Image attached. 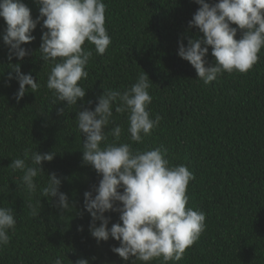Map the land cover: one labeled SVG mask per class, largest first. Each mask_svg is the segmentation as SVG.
Segmentation results:
<instances>
[{"label": "trees", "instance_id": "obj_1", "mask_svg": "<svg viewBox=\"0 0 264 264\" xmlns=\"http://www.w3.org/2000/svg\"><path fill=\"white\" fill-rule=\"evenodd\" d=\"M22 2L35 20L39 5L35 0ZM103 2L111 44L103 55L87 41L82 46L93 52L86 67L88 77L79 82L86 95L71 106L53 105L54 97L46 87L51 65L40 58L42 31H46L42 21L31 32L34 39L21 45L29 54L9 61L2 39L7 25L0 17V207L12 208L16 218L9 244L0 248V264H53L58 256L63 264L78 259L89 264H131L112 251L119 247L118 241L110 237L98 243L90 234L92 217L84 208V193L98 186L102 176L82 160L85 137L75 117L85 108L94 110L104 89L123 91L143 71L152 81L148 109L153 119L161 117L158 127L142 143L132 142L127 113L113 108L112 123L105 131L120 125L119 142L131 143L135 150L162 145L168 149L165 158L170 165H185L193 174L186 207L202 210L206 227L179 261L167 264H264V48L246 73L224 72L204 84L193 66L178 55L181 41L186 47L188 39L202 37L198 28L189 27L200 7L194 0ZM240 36L238 28L235 38ZM205 60L206 66L215 64L210 46ZM16 63L39 84L36 93L29 90L19 102L15 98L19 83L15 78L9 81V73L15 76L9 64ZM58 108L64 109L63 115L57 114ZM114 142L109 135L107 143ZM26 149L56 153L51 162H42L44 173L35 178L37 191L31 196L18 188L22 172L9 166L13 159L23 158ZM51 173L61 179L68 211L57 206L58 198L40 196ZM37 199L42 208L33 216L28 203ZM104 215L110 218L109 228L122 223L118 212ZM148 264H162V259Z\"/></svg>", "mask_w": 264, "mask_h": 264}, {"label": "clouds", "instance_id": "obj_2", "mask_svg": "<svg viewBox=\"0 0 264 264\" xmlns=\"http://www.w3.org/2000/svg\"><path fill=\"white\" fill-rule=\"evenodd\" d=\"M35 2L39 5V16L33 20L22 0H0V17L7 25L2 39L9 49L8 59L11 61L15 56L23 60L29 54L21 45L34 39L31 32L42 21V30L46 31H42L39 53L44 63L51 65L46 87L54 97L52 103L77 105L86 95V89L79 82L87 79L86 67L93 56L91 49L82 46L87 41L95 46L97 54L103 55L111 44L105 27L106 5L103 0ZM194 2L200 7L189 21V27L198 28L202 37L188 39L186 47L181 41L178 55L193 66L204 84L217 80L224 72L249 71L264 48V0ZM232 24L241 30L239 39L235 38L238 28ZM209 46L215 64L206 66ZM9 67L15 73L14 77L9 73V81L15 78L19 83L15 93L17 102L29 90L38 91V82L31 73L23 74L19 63L9 64ZM150 81L143 71L136 82L123 91L104 89L97 97L94 110L85 108L75 117L76 126L85 137L82 160L102 176L98 186L84 193V208L92 217L90 234L98 243L110 237L118 241L119 247H113L112 251L126 262L131 260V264L137 261L148 264L158 258L162 259V264L179 261L206 227L205 213L186 207L187 186L194 177L185 165H170L165 158L168 149L162 145L135 150L131 143H120L123 129L118 124L105 131L112 123L113 108L116 113H127V131L132 142L142 143L143 137L158 127L161 117L156 115L153 119L148 109L152 102ZM57 114L63 115L64 109L58 108ZM109 135L116 142L107 143ZM55 155L53 151L39 153L26 149L23 158L13 159L9 166L13 171L22 172L18 188H23L29 196L35 194V178L44 173L42 162H51ZM60 185L61 179L55 173L49 174L40 196L58 198L57 206L68 211V197L60 191ZM28 207L31 215H39L40 199L35 203L30 200ZM109 211L118 212L122 223H114L109 228L110 218L104 215ZM96 221H100L99 226ZM15 226L13 209L0 207V248L9 244V231L15 232ZM53 264H63L62 258L58 256ZM75 264L89 262L78 259Z\"/></svg>", "mask_w": 264, "mask_h": 264}]
</instances>
